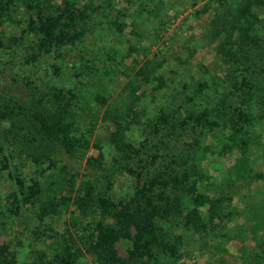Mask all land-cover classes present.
<instances>
[{
	"label": "rangeland",
	"instance_id": "374dc122",
	"mask_svg": "<svg viewBox=\"0 0 264 264\" xmlns=\"http://www.w3.org/2000/svg\"><path fill=\"white\" fill-rule=\"evenodd\" d=\"M7 1L0 0V13L13 12L10 21L0 24V100L34 109L48 98L51 86H76L84 101L83 117L93 113L98 119L90 144L71 156L41 141L30 123L17 124L30 128L33 142L10 144L0 138L2 155L8 158L1 162L0 156V244L7 245L16 264L49 261L64 240L79 247L80 264H98L87 252L86 241L92 238L88 221H114L92 208V214H85L91 197L128 200L136 184L122 170L132 162L119 155V143L109 141L115 128L101 121L105 110L122 111L119 137L124 145L138 151L139 158L159 157L153 172H187L199 192L221 200L212 220L200 209L207 225L203 231L184 227L178 219L160 220L158 235L178 242L179 257L167 259L158 252L157 262L148 264H264V0H91L90 39L83 48L46 58L52 72L54 65L62 67L60 76L49 78L31 77L22 66L20 55L30 49L31 38L23 35L30 16ZM41 1L62 6L59 0ZM247 1L253 38L242 43L245 59L229 66L217 53L226 39L223 23ZM16 53L20 57L14 58ZM107 56L112 60L102 62ZM92 59L97 72L83 66ZM141 67L148 75L144 81L136 74ZM130 82L137 87L133 95L126 90ZM102 86L111 93L104 109L85 103ZM178 105L183 118H192L188 125H181ZM7 126L2 123V129ZM234 128L241 129L237 145L240 136L247 142L244 156L231 142ZM14 177L25 185L37 182L43 192L62 198L60 212L38 220L34 206L15 209ZM154 193L157 199L161 190ZM128 247L120 241L119 256L126 257Z\"/></svg>",
	"mask_w": 264,
	"mask_h": 264
},
{
	"label": "trees",
	"instance_id": "16d2710c",
	"mask_svg": "<svg viewBox=\"0 0 264 264\" xmlns=\"http://www.w3.org/2000/svg\"><path fill=\"white\" fill-rule=\"evenodd\" d=\"M59 1L63 7L41 0L7 1V5L11 3V7L17 12L28 11L30 16L27 30L23 32V35L31 38L30 49L25 55L16 53L13 57L22 56L21 64L27 68L31 77L60 76L61 64L54 65L56 69L52 72L51 66L49 68V63H46L45 59L53 58L54 55V58L58 57L65 50L83 48L86 46V39H90L89 22L92 19V12H90L89 6L91 0H75L70 4L66 3V0ZM254 3L255 1L252 4ZM249 5H251V1L245 2L244 6L232 15L230 20H225L223 23L226 39L217 46V53L229 66L245 59L242 43L247 37L253 38L249 35V31L253 29L254 25V22L251 21V17H254L251 16ZM11 14H13L11 11L8 15L4 12L0 13V24L10 21ZM244 22L248 25L245 26ZM17 40L21 41L20 38ZM3 47L4 42L0 35V50ZM131 49L133 48L131 47L129 50ZM87 55H92V51H89ZM80 57L84 58L83 54ZM97 57L99 59L101 55ZM94 60H89L90 66H87L84 60V68L86 67L91 72L94 70L97 72L99 68L95 67ZM107 60H112V58L107 56V59L102 62ZM104 74L109 75L107 71ZM136 74L142 77L140 79L142 81L148 76L142 67ZM16 76L14 72L12 80L16 81ZM243 84L246 86L248 83ZM135 86L130 82L127 84L126 90L133 95L137 88ZM201 86L204 87L205 84ZM50 91L48 98L44 101H37L34 109L0 100V138L3 136L4 141L10 144L31 143L34 137L30 128L17 124L19 122L30 123L34 126L33 129L37 131L36 134L39 135L41 141L53 146H60L70 156L85 149L93 136L94 126L98 122L97 116L91 113L92 115L88 119L83 117V113H85L84 101H81L82 96L76 86L64 88L61 85H53L50 87ZM110 98L109 89L102 86L99 90L90 93L85 103L90 101L94 107L104 109ZM193 99L194 97L189 98L191 101ZM181 108L178 105L175 113L181 120V125H188L192 118L188 116L183 118ZM203 114L206 118L208 113L204 111ZM122 116V111L109 113L105 110L101 121L115 128V131L109 135V141L117 145L119 143V147L117 146L120 148L119 155L132 162L126 163L122 170L135 180L134 192L128 200L124 201L113 200L104 194L91 197V206L85 211V214L90 215L93 210L95 213L111 218L114 224L109 225L93 218L90 222L88 221L92 229V238L86 241L87 252L96 258L98 264H148L157 262L158 252L167 259L175 260L179 257V244L176 240L160 238L157 232L158 222L167 218L178 219V222L184 227L203 231L207 225L206 218L202 216L200 209L205 208L209 219L212 220L216 216L221 200L199 192L197 183L195 180H190V175L187 172H178L176 169H170L167 173L153 172L151 169L159 158L157 155H153L149 159L139 158L138 151L131 145H124L120 141L119 129ZM4 122L9 126L2 129ZM214 124L218 126V123ZM240 132L241 129L234 128L230 138L232 144L239 148L244 156L247 142L243 136L239 138V145L236 143ZM97 149L101 150V146H97ZM3 152L4 148L0 147V156H3ZM6 159L8 158L3 156L1 162ZM241 161L244 162V160ZM3 168H7V165L4 164ZM14 181L17 189L13 200L15 209L34 206L35 217L38 220L60 212V207L63 206L62 198L57 199L54 193L43 192L37 182L25 185L23 180L18 177H14ZM156 190H161V195L157 199L154 193ZM2 220L3 212L0 210V226L4 224ZM120 241L129 243L126 257L119 256L116 250ZM80 256L79 247L76 244L73 245L72 241L64 240L60 241L59 246L56 247L52 259L41 264H80ZM0 264H16L13 253L5 244H0Z\"/></svg>",
	"mask_w": 264,
	"mask_h": 264
}]
</instances>
